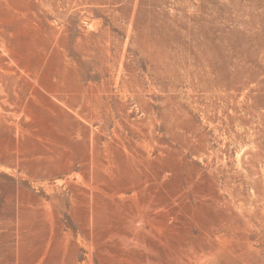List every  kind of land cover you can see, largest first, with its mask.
<instances>
[{
	"label": "rangeland",
	"instance_id": "obj_1",
	"mask_svg": "<svg viewBox=\"0 0 264 264\" xmlns=\"http://www.w3.org/2000/svg\"><path fill=\"white\" fill-rule=\"evenodd\" d=\"M213 250L264 264V0H0V264Z\"/></svg>",
	"mask_w": 264,
	"mask_h": 264
},
{
	"label": "bare ground",
	"instance_id": "obj_2",
	"mask_svg": "<svg viewBox=\"0 0 264 264\" xmlns=\"http://www.w3.org/2000/svg\"><path fill=\"white\" fill-rule=\"evenodd\" d=\"M133 167H134V166H133ZM133 171H134V170H133ZM118 172H119V171H118ZM170 174H171V173H170ZM138 175H139V174H138ZM222 177H224V176H222ZM134 180H135V179H134ZM139 181H140V180H139ZM142 183H143V182H142ZM149 183H150V182H149ZM134 185H135V184H134ZM142 185H143V184H142ZM223 185L225 186V184H223ZM223 185H222V186H223ZM131 187H133V186L131 185ZM146 187H147V186H146ZM146 187H144V188H146ZM222 188H224V187H222ZM107 189H108V188H107ZM220 189H221V188H220ZM112 190H113V189H112ZM144 190H145V189H144ZM134 191H135V189H134ZM134 191H133V192H134ZM138 191L140 192L141 190H138ZM150 191H151V190H150ZM156 191H157V190H156ZM122 192H123V191H122ZM129 192H130V191H129ZM135 192H137V190H136ZM142 193H143V192H142ZM155 193H156V192H155ZM115 194H116V193H115ZM120 194H121V193H120ZM126 194H127V193H126ZM139 194H140V193H139ZM139 194H138V195H139ZM173 194H174V193H173ZM124 195H125V192H124ZM132 195H133V194H132ZM175 195H176V193H175ZM177 195H178V194H177ZM177 195H176V196H177ZM182 195H183V194H182ZM134 196H135V195H134ZM143 196L145 197V194H144ZM108 197H109V196H108ZM118 197H119V196H118ZM141 197H142V196H141ZM169 197H171V196H169ZM174 197H175V196H174ZM131 198H132V197H131ZM118 199H119V198H118ZM150 199H151V198H150ZM168 199H169V198H168ZM171 199H172V198H171ZM176 199H177V198H176ZM201 199H202V198H201ZM119 200H120V199H119ZM140 200H141V199H140ZM142 200H143V199H142ZM142 200H141V201H142ZM172 200H173V199H172ZM211 200H212V199H211ZM132 201H133V200H132ZM135 201H136V200H135ZM143 201H146V199L144 198ZM194 201H195V200H194ZM194 201H193V202H194ZM198 201H199V200H198ZM170 202H171V201H170ZM170 202H169V203H170ZM218 202H219V201H218ZM121 203H122V202H121ZM133 203H134V202H133ZM145 203H147V202H145ZM145 203H143V204H145ZM172 203H173V201H172ZM148 204H149V203H148ZM148 204H146V205H148ZM173 204H174V203H173ZM193 204H195V203H193ZM198 204H199V203H198ZM205 204H206V203H205ZM120 205H121V204H120ZM122 205H123V204H122ZM122 205L119 206V207H121V209H122ZM135 205H136V204H135ZM154 205H155V204H154ZM168 205H170V204H168ZM175 205H177V204H175ZM179 205H180V204H179ZM218 205H219V204H218ZM115 206H116V205H115ZM142 206H143V205H142ZM149 206H150V204H149ZM171 206H172V205H171ZM171 206H170V207H171ZM197 206H198V205H197ZM206 206H207V205H206ZM119 207H117V208H119ZM129 207H130V206H128V209H129ZM145 207H146V206H145ZM145 207H143V208H145ZM175 207H176V206H175ZM130 208H131V207H130ZM143 208L141 207V210H142ZM148 208L151 209V206L148 207ZM134 209H135V208H134ZM170 209H171V208H170ZM126 210H127V209H126ZM130 210H132V209H130ZM147 210H148V209H147ZM175 210H176V209H175ZM191 210H192V209H191ZM199 210H200V209H199ZM132 211H134V210H132ZM142 211H143V210H142ZM145 211H146V210H144V212H145ZM162 211H163V210H162ZM167 211H168V210H166V213H168ZM170 211H171V210H170ZM177 211H178V210H177ZM188 211H189V210H188ZM120 212H122V211H120ZM127 212H128V211H127ZM144 212H143V213H144ZM147 212H148V211H147ZM150 212H151V211H150ZM164 212H165V211H164ZM191 212H192V211H191ZM114 213H115V211H114ZM174 213H175V212H174ZM177 213H178V212H177ZM177 213H176V215H177ZM193 213H194V212H193ZM133 214H134V213H133ZM146 214H147V213H146ZM148 214H149V213H148ZM168 214H169V213H168ZM171 214H173V213H171ZM122 215H123V214H122ZM134 215H135V214H134ZM169 215H170V214H169ZM176 215H174V216H176ZM178 215H180V214H178ZM192 215H193V214H192ZM125 216H126V215H125ZM162 216H164V215H162ZM174 216H173V217H174ZM116 217H117V216H116ZM127 217H128V216H127ZM129 217H130V216H129ZM129 217H128V219H129ZM131 217H132V216H131ZM131 217H130V218H131ZM142 217H143V216H142ZM158 217H159V215H158ZM170 217H172V215H171ZM145 218H146V217H145ZM162 218H163V217H162ZM165 218H166V217H165ZM176 218H177V216H176ZM121 219H122V218H121ZM123 219H124V218H123ZM139 220H141V219H139ZM139 220H138V221H139ZM167 220H169V218H168ZM117 221H118V220H117ZM128 221H131V220H127V222H128ZM169 221H170V220H169ZM176 221H178V220H175V223H176ZM113 222H114V221H113ZM131 222H132V221H131ZM131 222H130V223H131ZM142 222H143V221H142ZM172 222H174V220H172ZM125 223H126V222H125ZM125 223H124V224H125ZM130 223H129V224H130ZM144 223H145V222H144ZM157 223H158V222H157ZM185 223H186V222H185ZM179 224H180V223H179ZM122 225H123V224H122ZM125 225H126V224H125ZM154 225H155V224H154ZM162 225H163V224L159 225V227L162 226ZM127 226H128V225H127ZM131 226H133V225L131 224ZM149 226H150V225H149ZM152 226H153V225H152ZM191 226H193V225H191ZM128 227H129V226H128ZM153 227L156 228V226H153ZM159 227H158V228H159ZM163 227H164V226H163ZM115 228H116V227H115ZM115 228H114V229H115ZM161 228H162V227H161ZM190 228H191V227H190ZM101 229H102V228H101ZM153 229H154V228H153ZM191 229H192V228H191ZM193 229H194V228H193ZM206 229H207V227H206ZM160 230H161V229H160ZM162 230H163V228H162ZM195 230H196V229H195ZM174 231H175V230H174ZM121 232H122V231H121ZM133 232H136V231H133ZM151 232H152V230H151ZM171 232H172V231H171ZM159 233H160V232H159ZM169 233H170V232H169ZM187 233H188V232H187ZM191 233H193V232H191ZM111 234H112V233H111ZM119 234H120V233H119ZM121 234H122V233H121ZM145 234H146V233H145ZM173 234H174V233H173ZM106 235H107V234H106ZM116 235H118V233L115 234L114 236H116ZM124 235H125V234H124ZM135 235H136V234H135ZM138 235H139V234H138ZM151 235H152V233H151ZM153 235H154V234H153ZM193 235H194V234H193ZM208 235H209V234H208ZM114 236L110 235V237L115 238ZM155 236H156V235H155ZM173 236H175V235H173ZM176 236H177V235H176ZM181 236H182V235H181ZM185 236H187V235L185 234ZM201 236H202V235H201ZM217 236H218V235H217ZM108 237H109V236H108ZM118 237H119V236H118ZM118 237H117V238H118ZM122 237H123V236H122ZM131 237H132V236H131ZM145 237H146V236H144L143 238H145ZM161 237H162V236H161ZM168 237H169V236H168ZM191 237H192V236H191ZM203 237H204V236H203ZM105 238H106V237H105ZM126 238H127V237H126ZM149 238H150V237H149ZM152 238H153V237H152ZM201 238H202V237H201ZM206 238H207V237H206ZM212 238H213V237H212ZM103 239H104V238H103ZM120 239H121V237L119 238V240H120ZM122 239H123V238H122ZM122 239H121V241H123ZM128 239H129V238H128ZM130 239H131V241H130V240H126V242H127V241L133 242V241L135 240V238H134L133 241H132V238H130ZM140 239H141V237H140ZM207 239H208V238H207ZM108 240H109V239H108ZM108 240H107V241H108ZM153 240H154V239H153ZM172 240L175 241L174 238H173ZM176 240H177V239H176ZM202 240H203V239H202ZM113 241H114V240H113ZM181 241H182V239H181ZM154 242H155V241H154ZM158 242H159V241H158ZM161 242H162V241H161ZM171 242H172V241H171ZM178 242H180V241H178ZM182 242H183V241H182ZM128 243H129V242H128ZM191 243H192V242H191ZM212 243H213V242H212ZM219 243H220V242H219ZM133 244H134V242H133ZM160 244H161V243H159V245H160ZM189 244H190V243H189ZM221 244H222V243H221ZM221 244H220V245H221ZM149 245H150V244H149ZM159 245H158V246H159ZM210 245H211V244H210ZM210 245H209V246H210ZM217 245H219V244L217 243ZM220 245H219V246H220ZM222 245L224 246V244H222ZM222 245H221V246H222ZM160 246H162V244H161ZM191 246H192V245H190V247H191ZM136 247H137V245H136ZM162 247H164V246H162ZM168 247H170V246H168ZM175 247H176V246H175ZM179 247H180V246H179ZM187 247H188V246H187ZM207 247H208V246H207ZM210 247H211V246H210ZM148 248H149V247H148ZM164 248H165V247H164ZM173 248H174V247H173ZM173 248H172V249H173ZM166 249H168V248H166ZM166 249H165V250H166ZM195 249H196V248H195ZM203 249H204V248H203ZM150 250H151V249H150ZM173 250H174V249H173ZM188 250H189V249H188ZM175 251H176V250H175ZM149 252H150V251H149ZM162 252H163V251H162ZM173 252H174V251H173ZM171 253H172V252H171ZM178 253H179V252H178ZM184 253H185V252H184ZM164 254H165V253H164ZM176 254H177V253H176ZM192 254H193V253H192ZM150 255H151V254H150ZM170 255H171V254H170ZM175 256H176V255H175ZM148 257H149V256H148ZM171 257H172V256H171ZM179 257H180V256H179ZM193 257H194V256H193ZM193 257H192V258H193ZM195 257H196V256H195ZM218 257H219V256H218V252L215 251V250H213V251H208V252H201V253H200V256H199V258H200V260H202V262H205V261L207 260V261H208V264H217V259H218ZM173 258H174V256H173ZM176 258H177V256H176ZM182 258L184 259L185 257L182 256ZM199 258H197V259H199ZM169 259H170V258H169ZM186 260H187V259H186ZM203 260H205V261H203ZM165 261H166V260H165ZM170 261H171V260H170ZM170 261H169V262H170ZM173 261H174V260H173ZM177 261H178V260H177ZM182 261H183V260H182ZM187 261H188V260H187ZM194 261H195V260H194ZM157 262H158V261H157ZM157 262H156V263H157ZM171 262H172V261H171ZM174 262H175V261H174ZM202 262H198V264H199V263H202ZM151 263H152V262H151ZM156 263H154V264H156ZM177 263H178V264H179V263L181 264L182 262H179V261H178ZM183 263L186 264L185 260H184ZM188 263H189V262H188ZM144 264H145V263H144ZM189 264H190V263H189ZM204 264H205V263H204Z\"/></svg>",
	"mask_w": 264,
	"mask_h": 264
}]
</instances>
